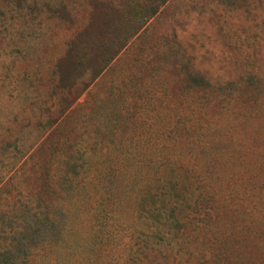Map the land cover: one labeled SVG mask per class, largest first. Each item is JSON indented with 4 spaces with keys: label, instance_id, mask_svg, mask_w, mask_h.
I'll return each instance as SVG.
<instances>
[{
    "label": "rangeland",
    "instance_id": "rangeland-1",
    "mask_svg": "<svg viewBox=\"0 0 264 264\" xmlns=\"http://www.w3.org/2000/svg\"><path fill=\"white\" fill-rule=\"evenodd\" d=\"M154 1L0 0V211L5 225L21 203H35L58 213L57 224L46 232L61 235L63 212L52 203L69 195L72 169L64 171L59 154L40 155L43 149L31 154L51 130L80 143H88L92 133L129 156L142 151L125 162L127 179L142 173L141 165L165 163L159 152L172 157L177 56L184 55L207 80L245 82L264 94V0H167L148 31L133 38L81 96L87 106L62 116L93 69L131 36Z\"/></svg>",
    "mask_w": 264,
    "mask_h": 264
},
{
    "label": "trees",
    "instance_id": "trees-1",
    "mask_svg": "<svg viewBox=\"0 0 264 264\" xmlns=\"http://www.w3.org/2000/svg\"><path fill=\"white\" fill-rule=\"evenodd\" d=\"M166 3L146 8L62 116L87 106L81 96ZM185 59L174 60L173 156L159 152L165 163L141 165L127 179L125 162L142 151L129 156L92 133L80 143L49 131L31 154H59L72 169L69 195L52 203L64 228L46 232L58 213L35 203H21L8 226L0 208V264H264V94L207 80Z\"/></svg>",
    "mask_w": 264,
    "mask_h": 264
}]
</instances>
